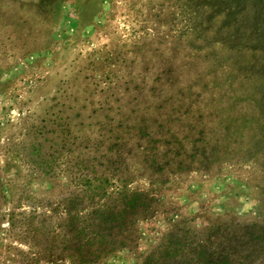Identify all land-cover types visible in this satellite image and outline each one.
I'll return each instance as SVG.
<instances>
[{
  "label": "rangeland",
  "instance_id": "rangeland-1",
  "mask_svg": "<svg viewBox=\"0 0 264 264\" xmlns=\"http://www.w3.org/2000/svg\"><path fill=\"white\" fill-rule=\"evenodd\" d=\"M216 1L0 0V264H68L126 189L106 264H264V32Z\"/></svg>",
  "mask_w": 264,
  "mask_h": 264
},
{
  "label": "trees",
  "instance_id": "trees-1",
  "mask_svg": "<svg viewBox=\"0 0 264 264\" xmlns=\"http://www.w3.org/2000/svg\"><path fill=\"white\" fill-rule=\"evenodd\" d=\"M215 6L220 10L226 6L228 20H234L233 23L239 20L236 17L239 18V16L251 11L253 33L256 32L261 35V32H264V0H217ZM258 34L256 35L258 36ZM256 35L258 45H260V36L257 37ZM116 194L120 195L119 193ZM122 195L121 204L123 205L124 202L125 208L121 217L115 216V219L104 217V215L114 214L113 212L109 213V207L105 203L98 204L90 210L86 207L77 210L76 218L72 224L74 249L73 253L68 256L70 259L68 264H106L112 257H115V253L130 250L132 244L138 243V239L135 238L137 225L134 217L144 208L137 205L138 193L126 189ZM113 196V192L107 194L109 200ZM130 210L131 213H129ZM128 213L133 219L128 218ZM167 251V247L160 246L157 251L146 253L140 264H170L169 260L176 262V264H183V260L186 261L183 256L176 254L162 256ZM46 263L65 264L67 261L49 259Z\"/></svg>",
  "mask_w": 264,
  "mask_h": 264
}]
</instances>
